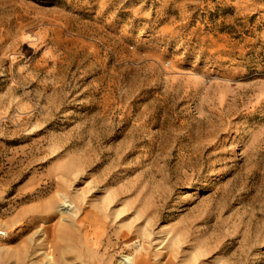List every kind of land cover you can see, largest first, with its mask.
I'll list each match as a JSON object with an SVG mask.
<instances>
[{
    "label": "rangeland",
    "instance_id": "374dc122",
    "mask_svg": "<svg viewBox=\"0 0 264 264\" xmlns=\"http://www.w3.org/2000/svg\"><path fill=\"white\" fill-rule=\"evenodd\" d=\"M0 230V264H264V0H0Z\"/></svg>",
    "mask_w": 264,
    "mask_h": 264
},
{
    "label": "bare ground",
    "instance_id": "6f19581e",
    "mask_svg": "<svg viewBox=\"0 0 264 264\" xmlns=\"http://www.w3.org/2000/svg\"><path fill=\"white\" fill-rule=\"evenodd\" d=\"M61 199L63 202L61 205L63 206L62 207L63 209H60L62 214L66 213L69 216V218H71V219L68 218V222L70 225L75 224L76 222L79 221V218H77V210L79 209V206L74 202L69 201L65 194H61ZM98 220L99 219L97 218V216L94 217L91 216L90 221L86 225L88 232H93V231L98 232L99 230H102L104 225L103 223H100ZM118 264H135V256L125 255L120 259Z\"/></svg>",
    "mask_w": 264,
    "mask_h": 264
},
{
    "label": "built area",
    "instance_id": "2783aa9c",
    "mask_svg": "<svg viewBox=\"0 0 264 264\" xmlns=\"http://www.w3.org/2000/svg\"><path fill=\"white\" fill-rule=\"evenodd\" d=\"M6 236V232L0 230V237Z\"/></svg>",
    "mask_w": 264,
    "mask_h": 264
}]
</instances>
